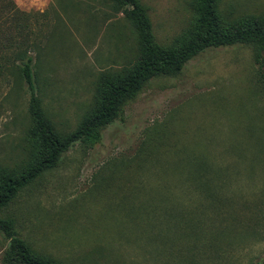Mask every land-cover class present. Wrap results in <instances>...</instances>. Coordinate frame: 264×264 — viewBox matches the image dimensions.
Segmentation results:
<instances>
[{
	"label": "rangeland",
	"instance_id": "1",
	"mask_svg": "<svg viewBox=\"0 0 264 264\" xmlns=\"http://www.w3.org/2000/svg\"><path fill=\"white\" fill-rule=\"evenodd\" d=\"M14 1L37 12L29 17L30 38L39 37L31 52L37 95L54 127L69 131L88 108L98 74L134 59V30L102 0ZM190 1L139 0L158 43L188 27ZM220 5L227 19L264 14V0ZM4 88L0 167L26 159L30 125L24 87ZM157 152L170 183L155 179ZM203 162L211 182L201 190L211 192L191 203V194H180L193 188L186 178ZM179 202L198 212L175 214ZM0 217L62 264H264V93L251 47L206 48L177 73L150 79L98 143L71 145ZM6 245L0 231V264Z\"/></svg>",
	"mask_w": 264,
	"mask_h": 264
},
{
	"label": "trees",
	"instance_id": "2",
	"mask_svg": "<svg viewBox=\"0 0 264 264\" xmlns=\"http://www.w3.org/2000/svg\"><path fill=\"white\" fill-rule=\"evenodd\" d=\"M102 1L111 11L121 12L134 30L136 55L128 65L98 74L88 108L74 128L65 132L56 129L46 116L36 91L31 52H37L40 47L39 37L30 38L33 33L29 30V17L37 12L20 9L14 0H0V87H5V93L24 87L30 119L23 136L26 145L22 152L26 159L19 162L10 160L0 167V210L39 174L54 167L71 145L79 143L90 148L98 143L102 129L121 115L124 105L150 79L177 73L187 60L206 48L249 45L252 60L259 68L264 93V14H244L227 19L222 13L221 0H191L193 18L188 27L170 43L160 44L151 31L146 9L139 0ZM153 157L158 159L156 181L170 183L168 163L159 159L161 154L158 152ZM194 166L197 171L186 178L193 183V188L180 194L182 197L191 194L194 198L191 203L201 197L207 199V193L211 192L208 190L204 195L201 190H207L211 182L206 169L210 165L203 162ZM179 204L175 214L198 212V208L187 211L183 202ZM200 211L203 208L200 207ZM0 231L7 239L2 264H62L32 249L15 234L5 217H0Z\"/></svg>",
	"mask_w": 264,
	"mask_h": 264
}]
</instances>
